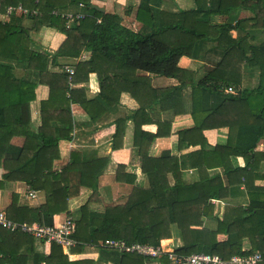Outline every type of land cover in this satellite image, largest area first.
I'll use <instances>...</instances> for the list:
<instances>
[{
  "label": "trees",
  "instance_id": "trees-1",
  "mask_svg": "<svg viewBox=\"0 0 264 264\" xmlns=\"http://www.w3.org/2000/svg\"><path fill=\"white\" fill-rule=\"evenodd\" d=\"M206 1L196 0L197 7L193 11L168 14L142 0L136 15L142 27L139 31H133L122 25L120 15L100 12L89 6V0H0L1 13L7 6L21 5L27 14L17 13L13 20L26 16L33 21L30 30L20 25L0 23L1 44L9 41L13 51H16L13 60L31 71L26 79L13 81L12 86H8V90L4 88L0 94V131L7 130L13 121H23L30 102L35 99L34 91L38 84H46L49 88L48 98L40 103L41 126L36 131L25 132L21 149L15 155L5 157L3 162L6 170L4 180H19L32 190L44 191L46 203L37 209L15 210L13 200L6 209L8 219L52 226L53 217L68 210L69 197L78 193L80 188H85L91 191V195L80 209V219L72 236L78 248L107 240L159 246L161 240L171 238V227L175 226L182 241L173 250L177 255L211 254L229 259L258 251L264 256V211L256 204L251 203L243 210L227 206L223 218L217 220L214 227L193 228L202 226V217L207 216L210 204L206 203V199L201 202L185 198L194 188L180 186L171 165L176 159L169 158L168 152L158 159L149 157V150L159 133L141 131L139 123L135 130L134 146L149 187L133 188L124 205L105 208L102 213L89 212V202L97 198L99 179L110 162L108 157L84 159L78 152H73L70 162L59 173L52 171V162L58 158V142L70 139L73 121L71 104H79L89 119L96 121L106 111L103 103L115 106L119 104L121 94L128 93L138 103L132 119L141 120L151 103L157 102L168 110L165 99L180 95L183 89L190 87V115L194 127L179 133V145L185 135H198L197 140L194 138L189 142L200 143L204 130L226 127L228 139L224 148L233 149L236 154L247 158L238 172L243 179L248 178L247 169L254 170L257 155L264 156L255 151L264 138V41L253 43V39L248 37L253 35L250 31L236 38L232 37L231 32L246 30L245 24L253 18L258 27L256 30H264V0H230L229 3L227 0H217L216 7L212 3L206 7ZM79 3L89 6L91 14L84 15L78 23L66 29V21L60 17L59 9ZM241 9L249 10L254 17L211 29L213 36H216L211 49L221 51L222 56L204 77L195 80L193 72L179 67L182 57L192 58L197 47H203L202 44L207 41L205 39L212 37L209 29L200 22L202 14L229 16ZM42 26L54 28L65 35V40L54 53L55 58H79L84 52L90 53L86 61L74 66L73 75L48 73V56L38 49H29L31 30L37 31ZM0 69L10 71L11 67L1 63ZM138 71L176 79L179 85L154 89L150 85L151 77L138 76ZM91 73L96 75L99 91L97 99L88 100L83 90H71L69 83L87 80ZM31 74L35 75V81L31 80ZM244 74H247L246 79H257V85L244 87ZM4 83L8 84L6 81ZM228 87L234 88V93L226 92ZM142 94L150 97V103L146 102L147 98L142 101ZM220 119H224V122H220ZM53 121L66 124L67 128L55 130L51 127ZM116 137L117 134L111 144L112 150L121 146ZM124 170V165H118L116 173H124ZM168 174L176 179L173 188L168 187ZM70 178L75 180L73 185ZM133 180V175L128 176V182ZM197 190L204 189L199 187ZM220 234L227 236L225 241L217 240ZM246 238L250 243L248 251L243 250V240ZM50 250L48 256L39 255L35 252V239L32 236L21 232L10 233L0 227V264H93L87 260L69 262L61 247L55 244H51ZM118 255L119 264L151 261L136 254Z\"/></svg>",
  "mask_w": 264,
  "mask_h": 264
},
{
  "label": "crops",
  "instance_id": "crops-1",
  "mask_svg": "<svg viewBox=\"0 0 264 264\" xmlns=\"http://www.w3.org/2000/svg\"><path fill=\"white\" fill-rule=\"evenodd\" d=\"M141 1L89 0V6L95 7L103 13L120 15L123 26L133 31H139L142 24L137 21L136 15ZM195 1L145 0L148 4L155 6L156 10L158 9L168 14H178L180 11H193L197 7ZM229 1L227 0V3ZM206 2V7L211 3L216 7L217 0H207ZM89 6L84 3L72 4L66 8L59 9V11L60 14L89 15L91 14ZM128 9H131L130 12H127ZM4 14L5 11L3 13L0 12L1 24L20 25L29 30L33 26L32 19H27L26 16L20 17L21 19H17V17L13 20L15 14L10 17H6ZM253 17L254 15L245 9H241L239 12L229 16H208L205 13L202 14L200 22L203 23L204 28L209 29L212 37L205 39L207 41H204L203 47H197L195 56L192 58L182 57L178 63L179 67L193 72L195 80L204 77L222 56L221 51H213L211 49L214 45V37H216L215 35L213 36L211 29L228 22L235 23L237 20H247ZM253 19L248 20L245 24L244 28L246 30L232 31V37L244 36L247 31H250L253 35L248 37L253 39L252 42L262 43L264 41V30L257 31L256 28L258 27L254 24ZM29 39L31 41L30 50L38 49V51L48 56L46 66L48 73H61V69L64 66L74 69L78 62L86 61L90 56L89 52H84L79 58H55L54 53L65 40V35L47 26H42L37 31L31 30ZM1 42L0 40V64L10 65L11 69L10 71L0 69V94L4 88L8 90V86H12L13 81L17 82L26 79L28 73L30 74L31 72L25 69L24 65L13 60V53L16 54V51H13L11 43L6 41L3 45ZM137 75L151 77L150 85L154 89H166L179 85L178 80L173 78L156 77L141 71H138ZM30 76L31 80H36L35 75L31 74ZM4 81L8 84H5ZM69 85L71 90H83L88 100L98 98L99 87L94 73L89 74L87 80H81L77 84L69 83ZM34 94L35 99L30 102L28 113L24 115L23 121L20 123H14L13 121L7 130L0 131V211L5 214L6 209L12 204L13 200H15V210L22 208L37 209L46 203L44 191L32 190L26 183L19 180L9 182L3 179L6 173L3 167L4 158L15 155L21 149L25 139V132L36 131L41 126L40 103L48 98L49 88L46 84H38ZM141 96L142 101H145L147 97H144L143 94ZM146 102L150 103L149 96ZM151 104L152 106H149L145 111V117L141 120L139 118L134 120L132 117H134V112L138 108V103L130 94L123 93L120 96L119 104L109 106L103 103L106 111L96 121H91L79 104L70 105L73 118L72 128L69 133L70 139L58 142V158L52 162V171L59 173L70 162V154L73 152H78L84 159L108 157L110 161L99 179L97 198L89 202V212L102 213L105 208L124 205L133 188L147 189L149 187L147 176L141 171L137 148L134 146L135 130L138 123L141 131L151 134L159 133L149 150V157L158 159L164 152H168L169 158L176 159L175 162H171V165L175 169L176 177L179 180L178 183L187 189L189 187L194 188L185 198L201 202L206 199V203L210 204L211 208H207V216L202 217V226L193 228L214 227L217 220L223 218L227 206L243 210L253 203L261 211H264V156L257 155L254 170L247 169L249 175L245 180L240 177L238 169L244 167L247 158L236 154L233 149L224 148L227 144L228 128L220 127L204 130L202 137H200V143L195 142L194 144L189 141L194 138L197 140L198 135L196 137L185 135V137H182L181 145H179V133L194 127V122L190 115L192 104L190 87L183 89L180 95L165 99V106L168 107V110H164L157 102ZM174 110L177 112H174ZM220 122H224V119H220ZM51 127L55 130L66 129L67 125L61 124L59 121H53L51 122ZM116 134L117 143L121 146L112 150L111 144ZM255 151L264 155V138L260 140ZM12 165L14 164L12 163ZM118 165L125 166L124 173L120 171L116 173ZM130 175L134 176V180L131 183L127 181ZM17 176L19 178L20 174ZM175 180L172 174L167 175L169 188L175 186ZM70 183L73 185L75 180L70 178ZM199 187L204 190H197ZM30 190L35 192V198L28 196ZM73 190H75L74 186ZM90 195V190L80 188L78 193L69 197L68 210L53 217V224H61L66 217H71L77 224L81 215L80 209L88 202ZM170 196L174 197L173 194ZM14 213L17 212L15 211ZM226 238L227 236L224 234L217 236L219 242L225 241ZM103 243L100 242L97 245L86 244L81 248H78L75 243L67 251L68 254L63 251L62 253L68 258L69 262L87 260L93 264H119V253L117 252L118 254H116L113 250L104 248L102 246ZM160 244L166 250H174L182 244L180 233L175 226L171 227V238L161 240ZM50 249L51 245L35 239V252L37 254L48 256ZM73 249H75L74 252H72ZM243 250H250V243L247 238L243 240ZM158 263L168 264L163 259L159 262L152 260L144 262V264Z\"/></svg>",
  "mask_w": 264,
  "mask_h": 264
},
{
  "label": "built area",
  "instance_id": "built-area-1",
  "mask_svg": "<svg viewBox=\"0 0 264 264\" xmlns=\"http://www.w3.org/2000/svg\"><path fill=\"white\" fill-rule=\"evenodd\" d=\"M16 13L27 14V11L23 9L21 5L8 6L5 10L4 16L10 17ZM59 15L66 21V29L71 28L84 17L82 14L70 13ZM61 71L67 73L69 76L74 73V69L69 66H64ZM234 91L235 89L232 87H228L226 89V92L228 93H234ZM28 196L30 198H35L36 194L30 190L28 192ZM0 227L10 233L21 232L32 236L34 239L45 244L58 245L65 253H67V251H69V249L76 243L72 238L75 233L76 223L71 217H66L61 224L54 223L52 226H45L37 223H18L8 219L6 214L0 211ZM102 246L109 250H115L121 254H136L156 262L163 259L168 264H264V256H262V254L258 251H255L247 256L235 255L229 259H223L219 255L211 254H192L189 256H181L175 254L173 250H166L161 244L159 246H151L141 243L127 244L124 241L107 240L102 244Z\"/></svg>",
  "mask_w": 264,
  "mask_h": 264
},
{
  "label": "rangeland",
  "instance_id": "rangeland-1",
  "mask_svg": "<svg viewBox=\"0 0 264 264\" xmlns=\"http://www.w3.org/2000/svg\"><path fill=\"white\" fill-rule=\"evenodd\" d=\"M245 77H247V74L243 75V86L248 85V87H254L257 85V79H246Z\"/></svg>",
  "mask_w": 264,
  "mask_h": 264
}]
</instances>
